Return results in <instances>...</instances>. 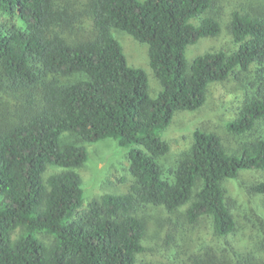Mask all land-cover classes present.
I'll return each instance as SVG.
<instances>
[{
  "label": "trees",
  "instance_id": "trees-1",
  "mask_svg": "<svg viewBox=\"0 0 264 264\" xmlns=\"http://www.w3.org/2000/svg\"><path fill=\"white\" fill-rule=\"evenodd\" d=\"M222 1L0 0V264H149L139 259L146 205L181 210L191 224L209 217L220 236L234 232L224 182L264 172V0H235L227 29L237 48L188 65L189 45L222 32ZM113 29L148 44L163 86L157 97ZM243 74L244 104L226 127L255 136L230 154L217 133L197 130L164 177L160 157L170 146L161 134L175 113L200 109L212 83ZM65 133L76 141L62 144ZM105 138L128 150L134 182L81 210L77 169L86 145ZM50 167L60 171L47 175ZM252 189L264 194V181Z\"/></svg>",
  "mask_w": 264,
  "mask_h": 264
},
{
  "label": "rangeland",
  "instance_id": "rangeland-1",
  "mask_svg": "<svg viewBox=\"0 0 264 264\" xmlns=\"http://www.w3.org/2000/svg\"><path fill=\"white\" fill-rule=\"evenodd\" d=\"M235 3V0L222 1L225 10L219 35L200 39L187 47L185 58L188 65L205 52L237 48L227 29L229 11ZM84 24L87 29L91 27L89 20ZM112 35L120 43L128 64L145 71L149 94L157 97L163 86L151 68L148 44L119 29H113ZM247 82L243 74L240 78L233 75L224 82L212 83L200 109L175 113L172 123L161 134L170 146L169 152L160 157L164 177L171 176L179 159L190 150L197 130L217 133L230 154L239 153L236 151L239 143L255 136V132L233 135L226 127L228 122L237 118L244 104ZM75 141L76 138L69 133L62 137V144ZM86 146L88 160L77 169L84 188L81 210L87 208L92 199L104 194L127 193L134 182L128 150L119 146L115 139L105 138ZM59 171L50 167L47 175ZM261 181H264L263 171L242 170L238 178L224 182L226 197L237 221L234 232L227 236H220L215 231L209 217L191 224L181 210L169 212L162 206H142L139 213L147 220V237L144 241L146 251L140 255V261L149 264H235L251 256L252 260L264 264V194L252 189Z\"/></svg>",
  "mask_w": 264,
  "mask_h": 264
}]
</instances>
